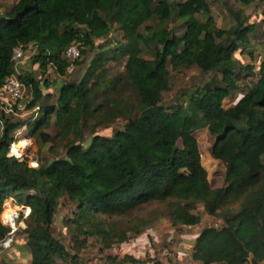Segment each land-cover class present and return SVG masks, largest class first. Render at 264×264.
I'll list each match as a JSON object with an SVG mask.
<instances>
[{
  "label": "trees",
  "instance_id": "1",
  "mask_svg": "<svg viewBox=\"0 0 264 264\" xmlns=\"http://www.w3.org/2000/svg\"><path fill=\"white\" fill-rule=\"evenodd\" d=\"M236 2L239 10L228 7L235 22L230 27L216 26L208 0H17L0 14V87L16 72L13 52L19 45L36 47L33 63L42 74H19L29 89L26 109L38 111L29 121L6 116L0 135V241L9 232L1 213L11 194L31 209L23 230L31 264L78 258L52 234L64 196L77 207L69 223L76 229L79 252L87 238L110 248L143 234L151 222L134 218L118 229L105 217L167 203L174 225L192 227L201 222L195 210L203 204L224 223L198 234L192 259L202 264L264 261V43L258 66L239 64L234 57L250 47L254 58L257 46L249 35L257 27L244 10L264 0ZM174 20L180 25L167 26ZM115 32L122 35L116 36L113 49L96 42ZM72 43L82 47L78 67L90 52L93 58L80 81L60 83L55 95L48 89L52 81L43 76L50 70L71 75L65 52ZM143 44L152 58L143 56ZM118 58H127L125 71L107 79V62ZM192 67L221 77L183 93L186 100L166 105L171 71ZM251 77L258 79L247 83ZM239 91L243 95L225 107L224 101L237 98ZM53 117L64 138L71 128L76 130L78 140L69 143L65 157L31 167L9 156L12 132L23 126L43 143L52 141L44 129ZM116 118L126 123L114 137L94 133L81 145L90 119L95 120L90 125L94 131ZM200 128L216 137L213 156L225 165L223 187H212L202 163L194 135ZM80 235L85 236L82 241ZM128 261L142 263L130 252L119 263ZM148 262L166 264L160 256Z\"/></svg>",
  "mask_w": 264,
  "mask_h": 264
},
{
  "label": "rangeland",
  "instance_id": "2",
  "mask_svg": "<svg viewBox=\"0 0 264 264\" xmlns=\"http://www.w3.org/2000/svg\"><path fill=\"white\" fill-rule=\"evenodd\" d=\"M17 0H0V14H4ZM174 2L182 1V0H172ZM212 15L215 18L217 27H230L235 22L231 18L228 7L232 6L234 9L239 10L240 5L236 2V0H208ZM264 9V3L259 5L254 4L251 7H248L244 10V12L250 17V21L252 23H256L257 32L255 34H250L249 38L251 43L255 44L257 47L254 52V58L252 59L248 54V50H238L234 57L238 61L239 64L247 65L254 63L258 66L260 58L262 57V44L264 43V22H262V11ZM202 19H205V15L200 16ZM179 26L180 22L177 20L168 23L167 26ZM121 32H115L109 39L103 41H96L98 45H105L111 49L116 46L117 37H121ZM117 36V37H116ZM143 44V56L146 58H152V53L149 52ZM37 53V49L34 46L27 47L25 51V58L23 62L18 65V71L21 73L22 71L32 70L36 76L42 77L41 73L38 69V64L33 63V59ZM93 58V53L90 52L87 56H85L82 60V63L79 65L77 70L73 72L71 75H66L64 77L59 76L53 70H50L43 78L50 79L51 85L48 88L51 93H56L58 91V85L60 83H70V82H78L80 81L86 73V69L90 64V61ZM127 58H118L111 59L107 62L104 68V74L107 79H114L125 71V63ZM257 70V69H256ZM221 77L219 72H202L198 67H192L189 69H182L180 71H171L170 78V88L167 92L164 93V103L166 105H173L179 101L186 100L182 95L190 90L195 89L197 86L210 81L214 78ZM257 77H251L247 80V83L250 81H256ZM245 83V85L247 84ZM243 91H246L247 88L244 85H241ZM241 91V90H240ZM238 93L237 98L228 97L224 101L225 107L233 106L236 101L243 95L242 92ZM56 95V94H55ZM104 100V98H103ZM29 101V89L25 87L24 98L21 102L14 106L13 113H7L6 111L0 109V135L3 130V125L5 123L6 116L10 119H23L29 121L32 119L33 113H36L38 109L27 110L26 105ZM95 120L90 119L88 122V127L85 129L84 139L81 141V145L86 146L90 137L95 133L96 135L105 136V137H114L119 131L124 129L125 120L122 118H116L111 120L110 122L104 123L99 126L96 130H92L91 126L94 124ZM91 125V126H90ZM44 131L49 133L53 140L47 143H43L40 138H35L30 135V131L26 126H23L16 131L12 132L14 137L13 142L10 144L9 156H13L20 161H24L28 163L31 167H38L40 164L47 163L53 159L63 158L67 155L68 145L71 141L78 140L76 136L75 128L70 129V137L64 138L61 133V127L57 125L56 118L53 117L48 125H46ZM195 137L197 138L202 163L208 170L209 180L213 188L223 187L225 184V165L222 161L216 159L213 156V146L216 141V137L212 136L209 133L208 128H200L195 131ZM80 143V142H79ZM16 150V151H15ZM264 161V156H263ZM33 191L29 192V195L33 194ZM27 205L24 202L18 203L14 195L11 194L6 197L3 205V212L1 213V220L4 225L8 227L9 224H6L8 215H4V212L7 210L9 213L13 211H19L22 205ZM6 208V209H5ZM6 211V213H7ZM77 211L76 205L67 197L64 196L59 199V205L57 206V211L53 219L52 223V234L59 238L67 250L71 253V255H77L78 258L68 260H72V264H82V260H84L87 264H121L119 261L121 260V244L114 245L110 248H103V245L97 240L95 237H90L86 239L84 246L81 248V251H78V245L73 238L76 229L73 225L69 223L70 220L74 218V215ZM197 214L201 217V222L195 226H181L174 225L170 218L167 215V203H151L148 205H144L141 208H138L135 211L129 212L124 217L112 215L111 217H105L104 219L111 224H116L118 229H121L125 226L127 220L136 219L139 222L143 221H151L149 225H147L143 234L146 237L145 248L140 245L142 254L132 253L133 257L140 260L141 264H149L148 260L155 256H164L167 262H173L175 264V260L170 259L173 257L176 259L177 252L183 248V250H189L192 245L193 236L195 237L197 234L201 233L204 229L209 227H222L224 221L222 218L210 215L203 204H199L197 209L195 210ZM27 218L21 216L17 221V232L16 237L25 238L27 240L26 233L23 230L27 227L28 224ZM139 236H142L139 235ZM133 237L128 243L132 242L133 239L139 237ZM15 237V240H16ZM85 238L84 235L79 236V241ZM15 243V242H14ZM127 243V242H126ZM186 243V244H184ZM26 244V242H25ZM14 245V244H13ZM13 247V246H12ZM11 247V248H12ZM10 249H7L5 252H9ZM27 248V246H26ZM169 251V255L165 253ZM5 252L0 253V260L5 256ZM81 254L83 256H81ZM8 255V259H10L11 251L6 253ZM118 258L116 260H111L110 257ZM67 261H62L65 264ZM191 261V260H190ZM125 264H133L128 261ZM137 264V263H136ZM140 264V263H138Z\"/></svg>",
  "mask_w": 264,
  "mask_h": 264
},
{
  "label": "built area",
  "instance_id": "3",
  "mask_svg": "<svg viewBox=\"0 0 264 264\" xmlns=\"http://www.w3.org/2000/svg\"><path fill=\"white\" fill-rule=\"evenodd\" d=\"M27 47H29V45H19L14 49L13 61L15 62L16 72L8 76L5 79L3 85L0 87V109L6 111L7 113H13V105H17L24 98L25 85L19 78L20 72L17 69L18 65H20L25 58V51ZM81 49L82 47L79 43H72L66 50L65 57L69 61L67 73L72 74L77 70V60L81 58ZM30 211V207L23 204L19 211H13L12 213L8 214L7 221L5 223L9 224V232L0 241V253L5 252L7 249H10L13 246L16 232L18 230L17 221L21 216L27 218L30 214Z\"/></svg>",
  "mask_w": 264,
  "mask_h": 264
},
{
  "label": "crops",
  "instance_id": "4",
  "mask_svg": "<svg viewBox=\"0 0 264 264\" xmlns=\"http://www.w3.org/2000/svg\"><path fill=\"white\" fill-rule=\"evenodd\" d=\"M198 234L194 237L193 236V241H192V245L190 246L191 248L188 250H183L184 247H182V249H180V251L177 252V257L176 259L173 257H170V259L175 260V264H202L198 261H195L194 259H192L191 252L193 250L196 238H197ZM26 239L25 238H19L18 236L16 237L15 243L13 245V247L11 248V256L10 259H8V255H6V253L9 252H5V256H3V258L0 260V264H31V254L28 251V249L26 248ZM146 242V237L144 234H142V236H139L135 239H133L132 242L130 243H123L121 244V252L124 250L123 253L121 254H125L126 252H132V253H139L142 254L143 251H141L142 249H140V245H142V247H146L147 245H145ZM186 244V243H184ZM166 254H170L169 251L167 250V252L165 251ZM81 256H83L81 254ZM123 256V255H121ZM162 261H164L166 264H172L173 262H167L165 257L162 255L161 256ZM191 260V261H190ZM61 262V261H60ZM61 264H64L61 262ZM65 264H72V260H68V262H65ZM82 264H87L84 260H82ZM213 264H224V263H213ZM247 264H255L252 259L247 263ZM257 264H264V261L258 262Z\"/></svg>",
  "mask_w": 264,
  "mask_h": 264
},
{
  "label": "bare ground",
  "instance_id": "5",
  "mask_svg": "<svg viewBox=\"0 0 264 264\" xmlns=\"http://www.w3.org/2000/svg\"><path fill=\"white\" fill-rule=\"evenodd\" d=\"M15 151H16V150H15ZM5 209H6V208H5ZM6 211H7V210H6ZM5 214H6V215H8V214H10V213L7 211V213H6V212H4V215H5Z\"/></svg>",
  "mask_w": 264,
  "mask_h": 264
}]
</instances>
